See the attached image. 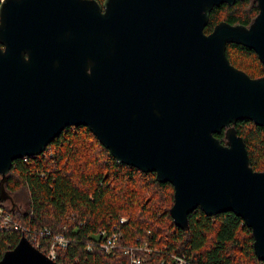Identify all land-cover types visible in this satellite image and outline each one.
I'll use <instances>...</instances> for the list:
<instances>
[{
    "label": "water",
    "instance_id": "obj_1",
    "mask_svg": "<svg viewBox=\"0 0 264 264\" xmlns=\"http://www.w3.org/2000/svg\"><path fill=\"white\" fill-rule=\"evenodd\" d=\"M235 1L0 0V183L15 158L83 125L117 161L173 186L175 226L187 231L197 208L233 212L264 262V171L233 125L264 127V75L226 56L241 44L264 66V0L249 25L204 32L212 8ZM0 264L58 263L23 235Z\"/></svg>",
    "mask_w": 264,
    "mask_h": 264
},
{
    "label": "trees",
    "instance_id": "obj_2",
    "mask_svg": "<svg viewBox=\"0 0 264 264\" xmlns=\"http://www.w3.org/2000/svg\"><path fill=\"white\" fill-rule=\"evenodd\" d=\"M257 13L252 0L221 3L210 11L204 32L221 20L247 26ZM226 51L231 65L251 78L264 74L251 48L230 42ZM233 125L252 169L264 171V127L247 118ZM214 135L225 143L224 129ZM154 178V172L117 161L87 127L69 126L42 153L12 161L0 183V206L22 227L49 230L37 248L45 254L53 235L67 238L66 246L55 247L58 264H130L125 246L144 243L150 251H135L146 258L144 264H172L173 255L192 264H264L253 251L250 228L233 212L207 215L197 208L188 214L187 231L175 226L169 214L173 186ZM101 229L121 232L116 248H100ZM23 235L20 228L0 229V258Z\"/></svg>",
    "mask_w": 264,
    "mask_h": 264
},
{
    "label": "built area",
    "instance_id": "obj_3",
    "mask_svg": "<svg viewBox=\"0 0 264 264\" xmlns=\"http://www.w3.org/2000/svg\"><path fill=\"white\" fill-rule=\"evenodd\" d=\"M120 221L124 222L126 221L125 217H121ZM18 229L20 228L23 231H26L27 235L26 237L29 239V241L33 244L34 247L38 248L40 246V237L49 234V230L47 229H34L29 230L28 228L22 227L17 222L13 221L12 215L3 209L2 206H0V229L1 230H9V229ZM99 234L101 236H105L104 239L100 242V248L105 251H110L117 247L118 240L121 237V232L118 230H113L111 234H106V232L101 229L99 231ZM69 240L65 238L62 234H56L53 235L52 241L50 244L49 251L47 255L54 259L55 258V247L56 246H66L68 244ZM88 249H90V245L87 246ZM150 251L149 247L144 244H136V245H130L125 246L124 252L130 254V264H144L146 258L142 255L136 254L135 251ZM173 263L172 264H192L189 260H187L183 256L179 255H173L172 256Z\"/></svg>",
    "mask_w": 264,
    "mask_h": 264
},
{
    "label": "rangeland",
    "instance_id": "obj_4",
    "mask_svg": "<svg viewBox=\"0 0 264 264\" xmlns=\"http://www.w3.org/2000/svg\"><path fill=\"white\" fill-rule=\"evenodd\" d=\"M4 204H5L6 206H8L9 202L6 200V201L4 202Z\"/></svg>",
    "mask_w": 264,
    "mask_h": 264
},
{
    "label": "flooded vegetation",
    "instance_id": "obj_5",
    "mask_svg": "<svg viewBox=\"0 0 264 264\" xmlns=\"http://www.w3.org/2000/svg\"><path fill=\"white\" fill-rule=\"evenodd\" d=\"M253 2H256V1H254V0H252ZM256 5H257V2H256ZM258 7V6H257ZM264 75V74H263Z\"/></svg>",
    "mask_w": 264,
    "mask_h": 264
},
{
    "label": "bare ground",
    "instance_id": "obj_6",
    "mask_svg": "<svg viewBox=\"0 0 264 264\" xmlns=\"http://www.w3.org/2000/svg\"><path fill=\"white\" fill-rule=\"evenodd\" d=\"M54 260V259H53Z\"/></svg>",
    "mask_w": 264,
    "mask_h": 264
}]
</instances>
